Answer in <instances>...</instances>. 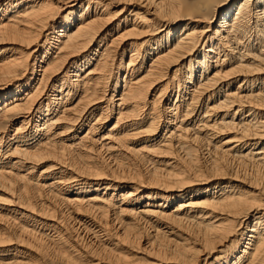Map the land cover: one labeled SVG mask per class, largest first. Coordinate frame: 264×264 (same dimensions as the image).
Instances as JSON below:
<instances>
[{
	"label": "bare ground",
	"instance_id": "obj_1",
	"mask_svg": "<svg viewBox=\"0 0 264 264\" xmlns=\"http://www.w3.org/2000/svg\"><path fill=\"white\" fill-rule=\"evenodd\" d=\"M0 264H264V0H0Z\"/></svg>",
	"mask_w": 264,
	"mask_h": 264
}]
</instances>
